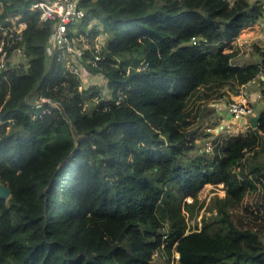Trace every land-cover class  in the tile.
I'll return each mask as SVG.
<instances>
[{"label":"trees","instance_id":"1","mask_svg":"<svg viewBox=\"0 0 264 264\" xmlns=\"http://www.w3.org/2000/svg\"><path fill=\"white\" fill-rule=\"evenodd\" d=\"M29 2L3 3L26 28L24 60L0 69V182L10 189L0 198V264H151L173 252L178 264H264V108L257 127L214 136L212 153L197 147L203 132L192 121L198 99L264 74V43H253L258 62L234 61L235 37L264 4L79 0L81 25L107 36L99 65L86 62L93 46L81 56L104 97L50 61L52 25ZM35 88L56 106L32 103ZM89 95L97 104L85 105ZM219 182L215 213L190 229L199 190Z\"/></svg>","mask_w":264,"mask_h":264},{"label":"built area","instance_id":"2","mask_svg":"<svg viewBox=\"0 0 264 264\" xmlns=\"http://www.w3.org/2000/svg\"><path fill=\"white\" fill-rule=\"evenodd\" d=\"M229 2L232 4L233 0H229ZM3 3L4 0H0V69L8 67L9 64L16 65L24 60L23 47L19 45V41L22 39L26 28L24 14L21 11L3 10ZM28 7L39 12L40 21L50 22L52 25L47 43V55L50 61L52 59L65 61L66 70L78 76L81 81L80 88L83 86L86 88L84 83H88L87 78L96 76V74L88 71L86 65L81 62V56L84 54L85 49H92L93 46L94 56L86 58V62L99 65L98 62L102 58L101 47L104 42L96 40L89 46L86 45L85 36L88 37V31L90 37L95 35L91 36L90 34V24L81 25L86 11L79 5V0H30ZM259 38L262 41L261 44H263L264 31ZM237 43V40H235L234 44ZM250 48V45H248V49ZM36 89L34 90L35 99L32 103L39 106L43 101H48L51 106H56L54 101L40 95V90ZM226 110L230 120H243L246 128L250 125L249 118L256 113L244 95H239L237 99L228 102ZM207 147H210V144Z\"/></svg>","mask_w":264,"mask_h":264},{"label":"rangeland","instance_id":"3","mask_svg":"<svg viewBox=\"0 0 264 264\" xmlns=\"http://www.w3.org/2000/svg\"><path fill=\"white\" fill-rule=\"evenodd\" d=\"M86 37L87 43L86 45L89 46V44L94 43L96 40L97 41H102L105 42L107 39L106 33L102 34L96 33L94 37L89 36V31H88V37ZM96 38V39H95ZM89 40V43H88ZM243 41H241L242 43ZM262 43V41H260ZM241 49L239 51V55H236L234 58V61L239 62V63H246V62H254L259 59L258 55L256 53H252L249 57H246L243 53L248 49L247 44H241L240 45ZM227 49V48H225ZM15 63V62H14ZM88 83L85 82V86H92L95 85L98 87L100 94H102L104 97L109 96V91L107 88H105L104 84L102 83L101 80L96 78V76H89L87 78ZM245 92L246 98L249 100L250 94L254 91H258L256 94L255 101L254 100H249V104H251L256 111H258L261 108H264V83L256 77L254 79V82H250V84L245 85V86H238L237 88H230L229 85L224 87V94L220 97H213L212 99L209 100H203V99H198L195 103V110L192 115V121L194 126H198V131L203 132V134H198L197 137V147L198 148H205L208 150V152H211V148L213 147L212 144V138L214 136H220V137H225L231 133L236 134L238 132H243L246 130V128H239L237 127V123H242L244 124L243 120H240L238 122L236 121H231L227 122L229 125H231L232 129L229 132H224L222 131V128H220L221 124V117L223 112H220L219 110L216 109L214 104L211 103H228L233 99H237L239 97V94L241 92ZM258 93L260 95L258 96ZM33 99V98H32ZM31 99V100H32ZM40 101V99H39ZM98 98L95 95H89L85 99V105L91 106L92 103L94 102L97 104ZM208 144H210V147H207ZM260 147V146H259ZM248 156L250 155L247 154ZM224 194V190L222 189V183L219 182L217 184H212V183H205L202 188L198 192V197L199 199H204V205L199 209L198 214L196 215L195 218L189 219L187 216V224L190 229H199L202 223V218H207L211 213H215V209L210 208V204L212 201V198L214 195L222 196ZM255 193H248L244 197V204L246 202L251 201L253 203L252 197H254ZM186 201L190 200V197L185 198ZM242 211V209H241ZM187 214V213H186ZM188 215V214H187ZM195 226H197L195 228ZM264 239V237H263ZM177 252H173V255L171 256L170 260H167V255L166 253H155L151 264H178L177 263Z\"/></svg>","mask_w":264,"mask_h":264},{"label":"crops","instance_id":"4","mask_svg":"<svg viewBox=\"0 0 264 264\" xmlns=\"http://www.w3.org/2000/svg\"><path fill=\"white\" fill-rule=\"evenodd\" d=\"M253 1V0H252ZM263 4H264V0H260ZM264 31V17L262 18H259L257 21L245 26L243 29H241V31L239 32V34L235 37L236 40H237V44H234V47H238L239 48V51L241 49V47L239 46V44H247V45H250V49L245 51L243 54L246 56V57H249L252 53H254L253 51V43H257V44H261L260 43V38L259 36L262 34V32ZM241 41H243L241 43ZM237 55H239V52L237 53ZM258 60L254 61V62H258ZM246 63H250V62H246ZM263 73H260V75L258 76V79L261 78V79H264V77L262 76ZM250 82H254V79L245 83V84H242V86H245V85H248L250 84ZM258 91H254L250 94V97H249V100H254L255 101V98H256V93ZM239 95H244L245 96V92H241ZM260 95V93H258V96ZM211 104H214L216 109L219 110L220 112H223L222 117H221V124H220V128H222V131L224 132H229L232 127L231 125H229L227 122H231L232 120L229 119V115L227 113V110H226V104L227 103H211ZM258 112V111H256ZM238 122V121H236ZM245 124V123H244ZM243 122L242 123H237V127H241V128H246L244 126ZM222 125V126H221ZM225 126V127H224ZM233 133L229 134V135H232Z\"/></svg>","mask_w":264,"mask_h":264},{"label":"water","instance_id":"5","mask_svg":"<svg viewBox=\"0 0 264 264\" xmlns=\"http://www.w3.org/2000/svg\"><path fill=\"white\" fill-rule=\"evenodd\" d=\"M259 115H260V113L256 112L254 115H252L249 118L251 127H257ZM9 195H10V189L6 185H4L3 183L0 182V198L1 199H7L9 197Z\"/></svg>","mask_w":264,"mask_h":264},{"label":"clouds","instance_id":"6","mask_svg":"<svg viewBox=\"0 0 264 264\" xmlns=\"http://www.w3.org/2000/svg\"><path fill=\"white\" fill-rule=\"evenodd\" d=\"M259 75H260V74H259ZM259 75H258V76H259ZM262 75H263V77H264V74H262ZM258 76H257V77H258ZM249 126H250V125H249Z\"/></svg>","mask_w":264,"mask_h":264}]
</instances>
